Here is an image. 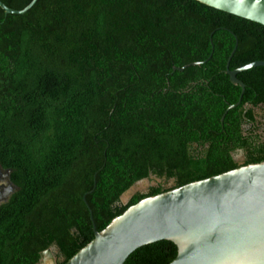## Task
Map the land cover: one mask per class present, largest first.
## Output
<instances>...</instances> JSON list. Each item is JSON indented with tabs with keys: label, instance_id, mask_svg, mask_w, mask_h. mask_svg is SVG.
I'll return each mask as SVG.
<instances>
[{
	"label": "trees",
	"instance_id": "obj_1",
	"mask_svg": "<svg viewBox=\"0 0 264 264\" xmlns=\"http://www.w3.org/2000/svg\"><path fill=\"white\" fill-rule=\"evenodd\" d=\"M236 41L229 70L264 61L263 26L194 0L0 9V166L18 188L0 206V264H38L47 249L65 264L93 239L92 223L100 232L146 197L264 162V68L237 75L244 93L220 122L241 94L224 74ZM176 253L156 242L124 264Z\"/></svg>",
	"mask_w": 264,
	"mask_h": 264
},
{
	"label": "water",
	"instance_id": "obj_2",
	"mask_svg": "<svg viewBox=\"0 0 264 264\" xmlns=\"http://www.w3.org/2000/svg\"><path fill=\"white\" fill-rule=\"evenodd\" d=\"M36 1L22 10L0 2V9L4 15H23ZM194 1L264 27V0ZM236 48L237 41L224 74L231 85L241 89V94L236 104L227 107L221 123L225 114L240 104L244 93L245 85L237 75L264 68V61H255L229 70ZM210 57L172 69L183 72L201 66ZM245 107L247 110L250 106ZM151 180L136 182L121 195L120 202L126 205L134 194L143 193L137 187L145 185L147 190L160 182L154 177ZM92 228L93 239L65 264H124L135 250L161 241L176 247V257L169 264H264V162L146 197L112 219L102 231L97 232L93 223ZM40 259L38 264H56L50 249L41 252Z\"/></svg>",
	"mask_w": 264,
	"mask_h": 264
},
{
	"label": "flooded vegetation",
	"instance_id": "obj_3",
	"mask_svg": "<svg viewBox=\"0 0 264 264\" xmlns=\"http://www.w3.org/2000/svg\"><path fill=\"white\" fill-rule=\"evenodd\" d=\"M9 175H10V172L8 170H4L0 166V206L7 203L10 197L18 190V188L10 182ZM53 256L57 264L56 257L54 254ZM40 260L41 259H39V261Z\"/></svg>",
	"mask_w": 264,
	"mask_h": 264
},
{
	"label": "rangeland",
	"instance_id": "obj_4",
	"mask_svg": "<svg viewBox=\"0 0 264 264\" xmlns=\"http://www.w3.org/2000/svg\"><path fill=\"white\" fill-rule=\"evenodd\" d=\"M153 182H155V181H153ZM168 186H170V184H168ZM145 187H146V186L143 185V186H140V187H137V188L139 189L138 191L141 190L142 192H144V190H146Z\"/></svg>",
	"mask_w": 264,
	"mask_h": 264
}]
</instances>
